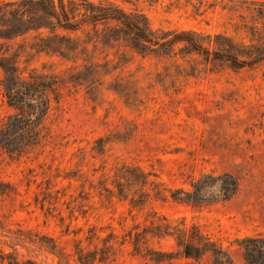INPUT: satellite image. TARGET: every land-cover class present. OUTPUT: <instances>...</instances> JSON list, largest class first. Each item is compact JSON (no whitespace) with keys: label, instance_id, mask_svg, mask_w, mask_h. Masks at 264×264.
Returning <instances> with one entry per match:
<instances>
[{"label":"rangeland","instance_id":"rangeland-1","mask_svg":"<svg viewBox=\"0 0 264 264\" xmlns=\"http://www.w3.org/2000/svg\"><path fill=\"white\" fill-rule=\"evenodd\" d=\"M0 264H264V0H0Z\"/></svg>","mask_w":264,"mask_h":264},{"label":"trees","instance_id":"trees-1","mask_svg":"<svg viewBox=\"0 0 264 264\" xmlns=\"http://www.w3.org/2000/svg\"><path fill=\"white\" fill-rule=\"evenodd\" d=\"M116 20H120V19L117 18ZM121 22H123V20H121ZM131 27H132L133 31L135 32L136 37L138 38V40L142 44L140 46L143 47V48H147V45H153V46H159V47H161V46L169 43V41L165 40L164 38L155 37L154 33L151 30H149L147 27L145 29H141L139 27H134V26H131ZM180 40L178 39V41H180ZM188 42H189V44H191L193 46H198V42L197 41H195V42L188 41ZM136 50H138V49H136ZM35 83H39L40 84V82H35ZM26 87H31V84H25V88ZM46 88L48 89L50 87H46ZM20 89H23V88L20 86ZM18 95H21L20 101H18L16 103V105H14V106L16 107V109L18 111H22L23 110V107L21 105L22 104V99L21 98L24 96V93H22L19 90ZM232 186H233V189H232V193H233V191H235L236 190V187H237L236 181H233Z\"/></svg>","mask_w":264,"mask_h":264}]
</instances>
